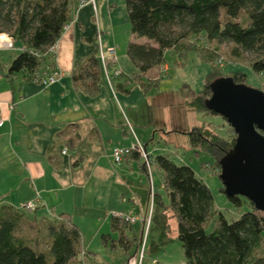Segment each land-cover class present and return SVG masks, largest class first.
Masks as SVG:
<instances>
[{
  "label": "trees",
  "instance_id": "1",
  "mask_svg": "<svg viewBox=\"0 0 264 264\" xmlns=\"http://www.w3.org/2000/svg\"><path fill=\"white\" fill-rule=\"evenodd\" d=\"M78 1L0 0V33H7L15 47L6 62L0 60L6 79L11 81L21 75L25 81L39 83L43 73L54 67L49 49L71 21ZM125 5L133 37L125 52L136 72L116 83L123 91L149 70L165 65L166 51L174 53L176 67H184L189 56L194 55L208 64L209 70L200 90L187 84L180 88L184 105L202 115L219 116L204 104L211 95L210 83L222 75L232 77L235 83L246 81L245 73L224 74L216 65L222 45L230 46L234 58L250 54V70L264 74V0H125ZM139 38L144 41H136ZM201 38L208 45L214 44L209 52L201 50L207 49ZM92 42L93 51L72 71L73 83L88 94L98 91L100 80L98 47ZM119 77L111 74L110 80L113 83ZM157 82L150 80L147 86L155 87ZM261 89L264 92V83ZM214 124L204 122L186 134L191 148L210 155L213 167L219 168L218 160L233 146L235 133L227 123L226 132L219 135ZM153 162L162 173L163 189L159 192L153 185V206L171 209L185 264H264V213L246 198L232 196L228 197L230 202L239 206L243 198L250 210L227 221L222 213L213 211L210 189L190 166L177 165L162 155L155 156ZM220 190L223 192L222 186ZM23 211L0 206V264H100L96 254L82 246L80 231L67 213L39 220ZM212 215V229L207 232L205 223ZM33 228L37 236L31 241L27 234ZM131 231L132 224L112 215L110 232L118 235L111 241L112 248L118 245L127 254L135 241L129 237ZM101 238L108 243L110 233Z\"/></svg>",
  "mask_w": 264,
  "mask_h": 264
},
{
  "label": "crops",
  "instance_id": "2",
  "mask_svg": "<svg viewBox=\"0 0 264 264\" xmlns=\"http://www.w3.org/2000/svg\"><path fill=\"white\" fill-rule=\"evenodd\" d=\"M125 22V12L115 11L104 0H95V9L90 3L75 6L51 55L53 68L61 73L57 82L43 87L21 75L10 81L4 72L0 80V206L21 209L38 197L30 217L52 219L67 213L87 250L99 227L84 240L83 225L85 231L95 225L110 229L112 213L118 210L143 218L140 196L149 200L153 176L162 188V173L153 162L161 143L170 146L172 137L185 143L187 131L210 121V116L186 108L180 93L184 84L172 89L158 74V69L168 72L167 64L149 70L128 91L117 87L136 72L125 53ZM93 40L104 59L99 64L98 91L88 94L73 83L72 71L93 51ZM109 49L115 62L108 58ZM115 69L120 77L112 83ZM150 80H158L157 86H147ZM135 142L151 157L149 171L137 153L120 164L112 161L114 148ZM100 242L107 247L102 238Z\"/></svg>",
  "mask_w": 264,
  "mask_h": 264
},
{
  "label": "rangeland",
  "instance_id": "3",
  "mask_svg": "<svg viewBox=\"0 0 264 264\" xmlns=\"http://www.w3.org/2000/svg\"><path fill=\"white\" fill-rule=\"evenodd\" d=\"M104 1L105 5L111 6V8H113L115 11L125 12V24L127 27L125 29V39L127 38V41L125 42H128V38L131 36L129 33V22L125 0ZM201 44L207 47L206 50L204 48L201 50L207 52H209V49H212L214 47L213 43L212 45H208L207 43H205L204 38H201ZM14 48L15 47H13L12 50L0 49V60L2 62H6L10 58L11 52L15 51ZM219 51L222 54L221 56H219V60L217 59L218 61L216 65L221 66L222 73L227 74L232 71L243 72L246 74V81L243 84L255 89L262 90L261 85L264 83V74H254L250 70L249 60L250 58H252L250 54H245L241 58H234L230 55L229 45H222ZM173 60H175L174 53L172 51H166L165 64L168 65L169 70L168 72H166L165 70L161 71V69H158V74L163 75V80L168 83V87L170 86V88H175V90H177L178 87L182 86L183 84H187L194 90H200L206 72H208L209 70V65L206 63H201L200 60L194 55L189 56L185 67L174 66ZM3 72L4 71L0 69V80ZM194 114L196 115V117H200L198 113L194 112ZM209 120L210 121L208 122H213L215 123L214 125H217L214 129L217 134L223 135V133L226 132L227 122H225L222 117L210 116ZM210 127L212 128L211 125ZM169 140L171 142V145L166 147L164 143H161L160 148L156 149L155 153H153V157L162 155L177 165L184 164L190 166V168L195 171L194 173L199 178H201L210 189L213 197V211L222 213L227 221H233L237 219L242 213L250 210L248 202L245 199L241 198V204L239 206H236L235 204L230 202L228 200V197L220 190V187L222 186L218 176L220 168L213 167L214 161L210 155L202 151H198L196 153L193 149L190 148L191 145L188 138H186L187 142L185 143H182L180 138L176 139L172 137L169 138ZM155 143L154 144L157 145V142ZM149 147H151V145H149ZM182 158L185 159V162H183L184 160ZM210 166H212V170ZM152 179L154 180L155 187L157 188L156 190L162 192L163 189L159 186V182L156 176H153ZM145 183L148 186V182L144 179V184ZM153 185L151 186L152 189L150 188V193L153 192ZM162 196L164 199V195ZM140 197L143 200L141 203L143 207V218L141 219L143 220V222L138 221L132 224V231L128 234L129 237H134L135 241L134 246L130 248L128 253L125 254L122 247L118 245H116L115 248H112L111 241L116 240L118 238V235L116 233H111L109 227H105L102 229L101 226L95 225V228L89 227L85 231V225L82 224L84 240L92 235V231H94L96 227H99L97 228L99 232H97V234L93 237L92 243L90 242V245H88L89 250L96 254V259L100 264H185L183 251L176 236V221L171 209L163 210L160 206H153V202L150 197H148V201L146 197ZM124 199L125 201H127V194H125ZM120 208L121 207H119V209ZM35 209L29 212L24 209L23 210L26 211L25 213L27 215H30L32 212H34ZM96 214L97 212L95 213V215ZM112 214L122 215V211L118 210ZM37 215L40 216L41 211H38ZM213 220L214 216L212 215L206 221L205 229L207 232L211 231ZM95 223L96 222L93 221V224ZM35 231L36 230H34L33 228L32 230H30V232H28L29 234H27V236L29 235L31 241H33L37 236V234H35ZM106 233H110V239L108 240L107 247H104L102 246L100 241L101 235ZM262 241L264 243V232L262 233ZM86 264L91 263L86 262Z\"/></svg>",
  "mask_w": 264,
  "mask_h": 264
},
{
  "label": "water",
  "instance_id": "4",
  "mask_svg": "<svg viewBox=\"0 0 264 264\" xmlns=\"http://www.w3.org/2000/svg\"><path fill=\"white\" fill-rule=\"evenodd\" d=\"M204 102L230 125L233 146L218 160V174L227 197L241 196L264 213V92L232 77L214 79Z\"/></svg>",
  "mask_w": 264,
  "mask_h": 264
},
{
  "label": "built area",
  "instance_id": "5",
  "mask_svg": "<svg viewBox=\"0 0 264 264\" xmlns=\"http://www.w3.org/2000/svg\"><path fill=\"white\" fill-rule=\"evenodd\" d=\"M84 3H90L92 5V7L95 9V0H79L78 5H82ZM13 41L11 39V37L7 34V33H0V49L2 50H12L13 49ZM50 53L54 54L55 52V46L52 45L49 49ZM108 54V58L110 60V62H115L116 58L114 55V51L113 49H109L107 51ZM99 61H103L104 59V52L102 51V49H99V55H98ZM112 75L115 77H119L120 76V71L115 69L112 72ZM61 73L59 70H57L56 68H51L48 69L46 72L43 73V75L40 77L39 83L43 86V87H47L55 82L58 81V79L60 78ZM10 109L13 108V105L9 106ZM3 124V120L0 117V126ZM66 153V150L63 149L62 150V154ZM132 153H138L139 156L142 157V159L144 160V165L145 168L147 169V171L150 170V163L146 158L147 152L145 150V147H143L140 143L135 142L134 144L130 145L129 147H116L112 150V161L115 164H120L122 162H124L127 157L132 154ZM150 198L152 200V192L150 193ZM39 203V199L38 197H36L33 200L27 201L26 203H24L22 205L21 208H23L26 211H33V209L36 208L37 204ZM113 216L119 217L121 219H123L125 222L130 223V224H134L136 221L141 220L143 222L142 219L138 218L136 215L133 214H112Z\"/></svg>",
  "mask_w": 264,
  "mask_h": 264
},
{
  "label": "bare ground",
  "instance_id": "6",
  "mask_svg": "<svg viewBox=\"0 0 264 264\" xmlns=\"http://www.w3.org/2000/svg\"><path fill=\"white\" fill-rule=\"evenodd\" d=\"M138 154V153H137ZM146 158H147V160L148 161H150V159H151V157H150V155L147 153V155H146Z\"/></svg>",
  "mask_w": 264,
  "mask_h": 264
}]
</instances>
